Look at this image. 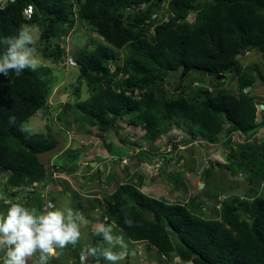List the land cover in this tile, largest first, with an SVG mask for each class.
Returning <instances> with one entry per match:
<instances>
[{
	"label": "trees",
	"instance_id": "trees-1",
	"mask_svg": "<svg viewBox=\"0 0 264 264\" xmlns=\"http://www.w3.org/2000/svg\"><path fill=\"white\" fill-rule=\"evenodd\" d=\"M195 1L14 0L0 8V53L6 48L4 38L16 35L21 26L37 27V52L44 61L55 63L63 52L59 42L78 19L104 42L78 51V78L85 82V98L79 100L81 87L76 86L75 102H59L58 120L66 121L69 114L73 123L95 126L103 133L127 116L130 125L143 128L152 139L182 127L188 136L214 143L225 123L228 132H239L247 142L237 143L238 152L227 155V160L240 157L254 170L251 177L261 187L245 192L249 202L225 200L207 214L198 198L187 205L170 203L122 182L105 198V215L129 239L147 240L169 263L178 258V264H264V149L249 141L264 120L255 121L260 104L244 91L255 77L238 62L241 48L264 54V0H212L206 5ZM164 3L170 13L168 21L153 18ZM142 5L146 8L141 9ZM28 8L31 15L26 20L23 11ZM191 11L194 18L186 20ZM119 50L125 51L122 62ZM178 70L211 77L233 73L238 92L200 88L193 99L182 92L169 99L157 97L156 87L169 72ZM47 73L48 66L26 69L19 76L14 72L0 76V172L7 174L6 187L15 188L8 197L15 198L22 191L29 205L38 207H42L40 193L29 188L51 179L35 153L51 148L56 140L49 130L29 134L21 129L46 107L50 83L43 77ZM143 155L149 156L140 150L134 159L141 161ZM53 164L59 170L69 165L65 159ZM209 197L214 196L210 193ZM4 201L0 199V204L6 206ZM122 209L134 221L132 227L125 225Z\"/></svg>",
	"mask_w": 264,
	"mask_h": 264
},
{
	"label": "rangeland",
	"instance_id": "rangeland-1",
	"mask_svg": "<svg viewBox=\"0 0 264 264\" xmlns=\"http://www.w3.org/2000/svg\"><path fill=\"white\" fill-rule=\"evenodd\" d=\"M197 2L204 3L205 0H197ZM140 8L144 9L146 5H142ZM193 18L194 14L192 13L189 19ZM30 30L35 34L36 47L39 48L37 27ZM91 31L80 20L77 21L73 31L64 40L69 47L70 54L76 53L84 47L88 50L93 49L104 42ZM118 53L119 61L122 62L125 51L119 50ZM37 55L41 58L39 52ZM41 60L42 67L50 68V73L45 74L43 78L51 82L54 87L57 86L58 90L51 100L52 111H46L40 116L36 112L28 119L25 126L31 128L32 132L49 130L64 138V144L60 150V153H64L52 159L57 163L63 162L65 159L69 163L66 167L71 174L66 176L62 172L67 180L56 181L54 188L48 190L46 198L42 196L44 205L38 207L35 203L29 205L30 201L27 202L26 197L23 198L20 194L15 198L8 197L10 190L4 184L7 174L0 172V199L19 201L28 207L38 209H43L47 202L51 201L62 210L70 207L83 214L87 226L81 227V239L78 244L58 249V255L53 257L49 264H77L76 261H70L71 256L77 257L81 247L87 248L93 242L95 244L101 242L99 236L91 233V229L94 228V218L100 220L104 214L103 210L99 207L97 209L96 206L99 204L98 200L105 205V198L113 193L121 181L128 182L147 196L170 203L179 202L187 205L191 199L198 198L203 201L202 209L207 214H211L213 208L216 207L217 197L215 198V196L217 194L224 193L225 196H237L240 200H244L245 192L257 187V178L251 177L254 170L245 159L239 157L238 160H227V155L238 152V142L247 141L244 137L234 135L226 144L228 134H230L229 126L226 123L217 142L213 144L199 136H188L182 127L173 128L159 139H152L145 134L143 128L130 125V119L127 116L117 120L113 123L110 131L103 133L95 126L73 123L72 116L69 114L65 115L66 121L58 120L57 115L61 111L58 101L60 94L62 92L67 94L65 101L75 102L73 90L76 86H80L79 100H84L86 92L83 84L85 82L79 80L77 68L62 63L55 65V63L44 61L42 58ZM238 62L255 77L254 82L245 89V92H248L258 105H264V54L247 51L244 55L238 56ZM111 66L114 65L111 63ZM181 74L182 70L169 72L164 81L156 87V96L169 99L182 92L188 98L193 99L200 88H207L212 92L221 89L236 94L238 92L237 79L233 73H226V76L221 79L215 78L217 75L211 77L198 72ZM50 94L52 95V92ZM136 97L139 98V95ZM262 120H264V109L257 108L255 121ZM249 141L252 144L262 145L264 149V125ZM174 146L176 149L173 150L174 154L169 162L158 156L172 150ZM139 147L146 150L149 156L143 155L141 161H136L133 156ZM67 153L76 156V158L68 159ZM151 154H155V157H150ZM123 156L128 159L126 165L121 160ZM81 160H88L89 166ZM91 162H97V165L91 166ZM214 163L218 164L215 166ZM109 172L112 173V177L108 179ZM200 182L204 183L203 188L199 187ZM211 190L210 193L214 197L210 198L208 191ZM5 208L6 206L0 204V211H4ZM113 226L114 234L123 235L125 243L128 245V252H130V256L120 264H167L157 250L153 248L147 250L144 244H142L141 251L136 249L124 231L116 225ZM99 260L100 264H109L103 257H100ZM175 260L177 259L175 258Z\"/></svg>",
	"mask_w": 264,
	"mask_h": 264
},
{
	"label": "clouds",
	"instance_id": "clouds-1",
	"mask_svg": "<svg viewBox=\"0 0 264 264\" xmlns=\"http://www.w3.org/2000/svg\"><path fill=\"white\" fill-rule=\"evenodd\" d=\"M12 1L14 0H6L2 4L0 3V8H3L8 2H12ZM211 2L212 0H205L204 3H198L196 0L195 4L197 3L200 5H206ZM26 10H29L28 16L25 14ZM192 13L195 16V13L191 11L186 16L185 19L191 21V19H189V16ZM169 14L170 13L167 10V3H164L163 7L155 11L152 17L153 18L159 17L160 21H168ZM30 15H31L30 8L25 9L23 11V16L26 20L29 19ZM77 21L78 19H75V25ZM89 30L91 31V29ZM150 32L151 33L153 32V28L150 30ZM92 33L94 35H97L103 40V38L94 31ZM65 38L59 42V45L62 46L63 52L61 58L55 62V65L62 63L64 65L78 68V62L76 60L78 51L76 53L72 52L70 54L69 47L64 42ZM3 43L6 45V48L2 53H0V76L7 77L10 72H14L17 76H19L26 69L31 71H37L40 67L43 66L41 58L37 55L36 36L28 27L21 26L16 35L4 38ZM76 71L78 76V69ZM49 83H50V88H49V95H48L46 107L42 111H37L38 116L42 115L46 111L48 112L52 111L51 100L54 97V94L57 92L58 87L57 86L54 87L51 82ZM53 87L54 90H52ZM50 92H52V95L50 94ZM63 94L66 93L62 92V94H60V96L58 97L59 102H62L60 100V97ZM10 122L14 123V118L10 117ZM171 130L172 129L162 133L161 136H163L164 134H166ZM21 131L30 134L32 132V129L29 127H24L21 129ZM55 135L58 134H54V136ZM234 135L240 136L241 134H239V132L238 134H234V132H231L230 135L228 136V140ZM241 137L243 136L241 135ZM174 149H176L175 146L172 148V150L170 149V151H166V153H164L163 155L161 156L160 154L157 155L162 159L164 158V160H166V155L170 154L171 152H173L174 154L173 151ZM60 150L59 153L57 152L56 154H54L52 158H55L59 154L64 153V152L60 153ZM140 150H144V149L142 147H139L135 155ZM152 155H154L155 157V154H151L150 156ZM52 158L50 159L48 165L45 166L49 174V178L51 179L50 174L52 169H55L61 175V177H59L58 179L67 180V178L64 176V174H62V172L65 173L66 176L70 175L71 173L68 172V170H59L58 166H54ZM73 158H76V156L72 155L71 159ZM170 158L166 160V162H169ZM121 160L125 165L128 163L127 162L128 159L125 156H123ZM81 161L87 164L89 163L88 160L86 161L81 160ZM142 161L145 162V160ZM96 165L97 162H95V166ZM54 183L55 184L53 185V182L50 181L48 183H45V185L43 186H41L40 184L41 187L37 186L36 183L37 191L40 193L38 195L39 197H41L43 205H44L43 202L44 199L42 198V196L45 197L48 190L54 188L56 182ZM120 183H122V181ZM123 183H128V182H123ZM257 187L259 189L261 185L259 184L257 185ZM10 190H12V188H10ZM218 195L219 194L215 196V198L217 197V201H216L217 209L220 207V204L222 202H224L225 200L234 199V197L236 199V202L250 201V198H248L245 194H244L245 196H243L244 200H240L239 198H237V196L234 197L229 195L225 196L224 193L221 194L222 196L221 195L218 196ZM98 201L99 204L98 206H96V208L97 207L101 208L104 214L100 220L98 218H94L95 219L93 225L94 228L93 230L91 229V233L94 234L95 236H99L101 238V242L94 246H89L87 248L81 247L79 255L77 257L71 256L70 261L71 262L79 261L80 264H100L99 259L100 257H103V259L108 261L109 264H120L121 261H123L126 257L130 256V252H128V245L125 243L123 235L114 234L113 225L115 224L109 221V219L105 215V205H103L100 202V200ZM4 204L6 205L5 210L0 211V264H49L50 260L58 255L57 252L58 249H64L69 245L72 246L77 245L81 239V227L87 226V221L80 211L73 210L70 207L62 210L58 208L51 201L47 202V204L43 207V209H38L36 207H28L25 203H21L19 201L14 202L11 200H5ZM97 209L95 210L98 211ZM122 211L124 212L125 225L128 227H132L134 225V221L131 219L127 211L123 209ZM129 240L131 244H133V246H135L136 249L138 250L140 249V251L142 250V244L146 245L147 250L151 248L157 250L147 240H139V241H134L131 239ZM131 252L133 253V250H131ZM157 252L161 255V258L167 264H178V262H176L175 259H174V263L173 262L169 263L165 261L166 257L163 254H161L158 250ZM185 264H193V263L185 262Z\"/></svg>",
	"mask_w": 264,
	"mask_h": 264
},
{
	"label": "water",
	"instance_id": "water-1",
	"mask_svg": "<svg viewBox=\"0 0 264 264\" xmlns=\"http://www.w3.org/2000/svg\"><path fill=\"white\" fill-rule=\"evenodd\" d=\"M246 53L245 49L241 48L240 49V55H244ZM223 77L222 73L217 74L218 79H221ZM67 94H63L60 97V100L62 102L65 101ZM261 109H264V105H260ZM55 140H56V144L54 146H52L51 148H48L46 150L43 151H39L35 153L36 159L38 161L39 164L41 165H48L50 159L54 156V154H56L57 152H59V150L62 148L63 146V137L60 135H55L54 136ZM173 155V152H171L170 154L166 155V160H168L171 156ZM91 166H95V162H91ZM108 179L112 177V173L109 172L108 173ZM204 184L201 182L199 183V187L203 188Z\"/></svg>",
	"mask_w": 264,
	"mask_h": 264
},
{
	"label": "built area",
	"instance_id": "built-area-1",
	"mask_svg": "<svg viewBox=\"0 0 264 264\" xmlns=\"http://www.w3.org/2000/svg\"><path fill=\"white\" fill-rule=\"evenodd\" d=\"M5 1H6V0H1L0 3L2 4V3L5 2ZM25 14L28 16V14H29V10H26ZM55 177L59 178V177H61V175H60L55 169H52V178H55ZM35 186H36V183H34V184L29 188V190H30L31 192L37 190V188L35 189ZM13 190H14V189H13ZM18 194H22V196H23V195L25 196V194L22 193V191H19Z\"/></svg>",
	"mask_w": 264,
	"mask_h": 264
},
{
	"label": "bare ground",
	"instance_id": "bare-ground-1",
	"mask_svg": "<svg viewBox=\"0 0 264 264\" xmlns=\"http://www.w3.org/2000/svg\"><path fill=\"white\" fill-rule=\"evenodd\" d=\"M50 176H51V181L53 182V185L55 184L54 182L59 181V179L57 177H55V179H52V171H51Z\"/></svg>",
	"mask_w": 264,
	"mask_h": 264
},
{
	"label": "crops",
	"instance_id": "crops-1",
	"mask_svg": "<svg viewBox=\"0 0 264 264\" xmlns=\"http://www.w3.org/2000/svg\"><path fill=\"white\" fill-rule=\"evenodd\" d=\"M68 176V175H67ZM31 204V203H30Z\"/></svg>",
	"mask_w": 264,
	"mask_h": 264
}]
</instances>
